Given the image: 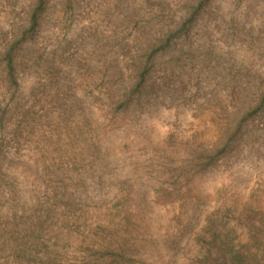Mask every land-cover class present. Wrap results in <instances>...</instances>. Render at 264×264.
Instances as JSON below:
<instances>
[{"label":"rangeland","instance_id":"obj_1","mask_svg":"<svg viewBox=\"0 0 264 264\" xmlns=\"http://www.w3.org/2000/svg\"><path fill=\"white\" fill-rule=\"evenodd\" d=\"M0 264H264V0H0Z\"/></svg>","mask_w":264,"mask_h":264}]
</instances>
